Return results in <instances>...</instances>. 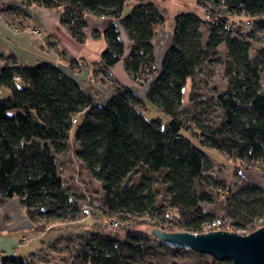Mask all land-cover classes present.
I'll use <instances>...</instances> for the list:
<instances>
[{
	"label": "trees",
	"instance_id": "obj_1",
	"mask_svg": "<svg viewBox=\"0 0 264 264\" xmlns=\"http://www.w3.org/2000/svg\"><path fill=\"white\" fill-rule=\"evenodd\" d=\"M19 1L20 7L0 13L25 18L32 5L59 8L61 25L80 44L87 15L108 18L103 74L124 54L119 23L131 44L124 69L137 84H148L139 99L114 82L110 99L99 106L51 63L0 68V92L9 91L0 98V206L17 198L35 231L59 233L49 244L53 248L59 238L71 239L62 262L54 264H156L145 260L149 249H177L162 245L149 229L200 233L203 223L218 216L203 206L212 199L246 233L264 225V190L240 173L264 172V49L251 51V41L264 42V0H197L203 16L175 15L159 72L153 42L165 17L153 0ZM247 21L250 28L243 31L240 22ZM221 46L223 61L216 56ZM215 63L223 65L221 82L209 85ZM148 104L168 120L146 118ZM201 146L237 164L233 187L207 174L210 159ZM65 155L76 162L67 178L82 185L77 192L68 191L59 169ZM84 205L116 225L102 219L94 226L81 213ZM62 227L81 231L62 233ZM34 256H3L0 264H39ZM204 264L231 262L210 256Z\"/></svg>",
	"mask_w": 264,
	"mask_h": 264
},
{
	"label": "crops",
	"instance_id": "obj_2",
	"mask_svg": "<svg viewBox=\"0 0 264 264\" xmlns=\"http://www.w3.org/2000/svg\"><path fill=\"white\" fill-rule=\"evenodd\" d=\"M0 4L4 5L0 7V9L8 6H21L19 0H0ZM42 10H49V12L55 13H46V11ZM27 13L28 15L21 20L20 26L16 23H7L5 17L0 13V68L12 62H16L23 66H34L42 62L51 63L63 74L78 83L81 89L90 94L99 106H103L110 99L112 95L111 84L114 82L128 87L139 99H145L148 84H137L129 77L124 69L123 59L129 54L131 44L119 23H117V29L119 31V37L123 42L125 52L122 59L109 67L106 73L103 74L100 69V58L96 60L89 58L88 54L83 52L82 44L76 42L61 25V11L59 8L48 9L32 5L27 9ZM195 13L200 15L201 9L199 8ZM109 21L108 18H95L87 15L86 33L90 31L89 36L91 38L94 33L101 38ZM29 26L39 31L40 35L37 36L27 30ZM172 30L159 31L160 33L157 30L153 42L155 62L157 61L156 55H158L159 59L161 58L162 61L166 50L172 44ZM157 48L159 49L158 54L156 53ZM71 60L73 62H71ZM156 72L159 71L156 70ZM261 81L262 92L264 93V76ZM209 159L211 160V158ZM249 170H257L252 173L254 178H252V175L249 177L244 175V173L248 171L247 169L240 168V173L249 183L264 190V184L261 182L262 178L264 179V177H262L264 176V172L259 169ZM18 202L17 198H12L0 208V258L5 255L23 256L25 254L22 253H27V251L23 249L20 250L21 246H24L21 245L20 242L24 236L19 237L17 234L25 229H34V225L29 221ZM6 231L7 233L8 231L12 233L5 234ZM43 233L47 232H41L40 234ZM53 233L57 234L58 232ZM54 239L55 237L51 241ZM50 243V241L47 243L48 249H50ZM45 244V241L40 240V246H38L40 251L37 252L39 255L32 252L30 253L31 256H41L44 254L46 251L44 250ZM19 251L22 253L20 254ZM51 253H53L50 254L54 259L53 261L59 262L58 258L60 254L56 252ZM49 258L51 257L47 256L44 261H49Z\"/></svg>",
	"mask_w": 264,
	"mask_h": 264
},
{
	"label": "rangeland",
	"instance_id": "obj_3",
	"mask_svg": "<svg viewBox=\"0 0 264 264\" xmlns=\"http://www.w3.org/2000/svg\"><path fill=\"white\" fill-rule=\"evenodd\" d=\"M157 9L160 10L164 17H165V21L163 23L162 26L158 27V32L160 31H170L173 29V25H174V16L177 15L178 13L181 12H197L199 10V6L197 4V0H153ZM3 4H0V7H3ZM42 11H46V13H55V12H49V10H42ZM1 15H3L4 17H7L10 21L13 19V23H17V20H22L23 17H21L20 15H15L14 13H10V12H2ZM200 16H203V11L201 10V14ZM1 23V20H0ZM159 32V33H160ZM89 33L85 32V41L82 43V50L85 54H88L89 58H91L92 60H96L98 58H100V53L101 51L105 48V44L106 41L104 39L103 36H101V38L99 37H90ZM203 33H204V39L206 34V28H203ZM103 35V34H102ZM63 38V37H62ZM64 39V38H63ZM264 43V42H263ZM261 43L259 40L256 41H251V51H253V53L255 51H258L260 49H264V44ZM125 52V49H124ZM159 49H156V53L158 54ZM224 55H225V47L221 46L218 48V52H217V57H219L221 59V61L224 60ZM157 56V61L154 63L155 68L157 71L160 70L161 68V58L159 59L158 55ZM211 69L213 71V74H211V76H207L206 79L209 82V85H216L217 83L221 82V78H222V70H223V65L222 63H215L213 66H211ZM188 91V84L186 86V92ZM187 94V93H186ZM9 95V91L5 88L1 89L0 92V98H4L5 96ZM144 115L146 118L148 119H159L162 123H165L168 118L167 116H165L162 112H160L159 110H157L154 106L148 104L146 107V111L144 112ZM189 135V134H188ZM203 152L206 154V156H208L209 158H211L210 160V169L207 171V174L209 176H212L216 179H219L220 181L231 185L232 187L234 186V182L236 181V177L233 173V169H235L237 166L236 163H234L231 160L226 159L221 152H219L218 150L212 149V148H208L205 146H201ZM69 155V154H68ZM76 166V162L73 159L68 158L67 155L63 156V158L60 161V165H59V169L61 171V175L66 177V186L68 188V191L70 193L73 192H77L78 190L82 189V185H80L79 183H72L68 181V175L73 173V167ZM257 170H248L247 172L244 173V175L246 177H249L252 175V178H254V175L252 174L253 172H255ZM264 177V176H262ZM87 179L86 177H83V180ZM84 182V181H83ZM82 184L86 187L85 183ZM261 182L264 184V179L262 178ZM86 183H88L86 181ZM96 185V184H95ZM160 187V185H159ZM161 189V188H160ZM93 188L91 187L87 192L88 193H92ZM162 198V197H160ZM14 199V198H13ZM7 202V201H6ZM5 202V203H6ZM4 203V204H5ZM19 203V202H18ZM20 205V204H19ZM204 208L207 211H211L212 213H215L216 215H219L222 212V207L219 204V202L215 201L212 199L211 202H205L203 203ZM21 207V206H20ZM1 208V206H0ZM22 208V207H21ZM23 209V208H22ZM90 217L92 219L91 222L94 226H98L99 221H101L102 219H106L104 216L102 219H99V213L97 212V210L92 206V211H91V215ZM114 219H118L117 217H111ZM102 222V221H101ZM121 222V220H120ZM142 231H144L146 229V227H141ZM60 231L63 233L66 231V229L64 227H62L60 229ZM78 232L81 231L79 229H73L70 228L68 231H66L67 233L70 232ZM12 233L11 231H6L5 234H10ZM41 233V232H40ZM39 232L35 231L34 229H25L23 231H21L19 234H17L19 237L24 236L27 239H29V241L27 242V244H23L21 243V249L20 250H24L27 251V253H22L21 251H19V253L21 254H25L23 256H27L30 257L32 252H35L36 254H38L37 252L40 251L38 248V246H40V240L45 241V246H44V250H46L44 252V254H46V256H44L43 254L40 256V258H38L39 254L36 256L37 257V261L39 264H54L56 263L55 261H53L54 259L52 258V256L50 254H53L51 252H56L59 253L60 252V256L58 258L59 262H62L63 257L66 255V251L64 250V248L71 243V239L68 238H59L60 240L58 241V247L53 248L52 246H50V249H48V245L47 243L56 237L58 235L53 233V232H47V233H43L40 234ZM35 250V251H34ZM54 250V251H52ZM30 254V255H29ZM6 256V255H5ZM47 256H50L51 258H49V261H44V259H46ZM209 255L206 254H193L188 250H182V249H177V251H172L170 249L164 248V247H160V246H156L153 247L151 249L148 250L147 255H145V260H149V261H153L156 264H168L169 261L174 260L177 261L181 264H204L205 261H207L209 259Z\"/></svg>",
	"mask_w": 264,
	"mask_h": 264
},
{
	"label": "water",
	"instance_id": "obj_4",
	"mask_svg": "<svg viewBox=\"0 0 264 264\" xmlns=\"http://www.w3.org/2000/svg\"><path fill=\"white\" fill-rule=\"evenodd\" d=\"M149 234L164 246L206 254L217 261L264 264V225L247 234L218 229L190 233L157 227L149 229Z\"/></svg>",
	"mask_w": 264,
	"mask_h": 264
},
{
	"label": "built area",
	"instance_id": "obj_5",
	"mask_svg": "<svg viewBox=\"0 0 264 264\" xmlns=\"http://www.w3.org/2000/svg\"><path fill=\"white\" fill-rule=\"evenodd\" d=\"M219 16H221V15H219ZM204 17H205L206 20L209 19L208 15H204ZM240 24L242 26V30L243 31H248L249 30V28H250L249 25H248L249 21H247L246 23L240 22ZM27 30H29L31 33H33V34H35L37 36L40 35L39 31H37L36 29H34V28L30 27V26L27 27ZM262 34L260 32H258V35H262ZM91 211H92V206L84 205V206L81 207V213L84 216H90L91 215ZM104 222H107L110 225H116V222H114L113 220L104 219ZM216 229L233 231V232H237L239 234H247L246 231L235 227L232 224L231 219L225 217L223 214H220V215L214 217L212 220L203 223L202 227H201V232H208V231H212V230H216ZM28 241H29V239H27L26 237H22L20 242L23 243V244H27Z\"/></svg>",
	"mask_w": 264,
	"mask_h": 264
}]
</instances>
